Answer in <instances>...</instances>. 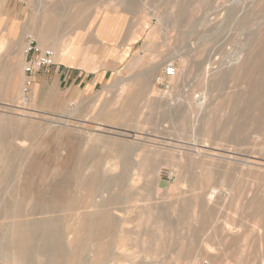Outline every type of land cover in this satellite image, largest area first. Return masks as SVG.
<instances>
[{"label": "rangeland", "instance_id": "rangeland-1", "mask_svg": "<svg viewBox=\"0 0 264 264\" xmlns=\"http://www.w3.org/2000/svg\"><path fill=\"white\" fill-rule=\"evenodd\" d=\"M34 18L61 45L23 93ZM49 220L79 264H264V0H0V264Z\"/></svg>", "mask_w": 264, "mask_h": 264}, {"label": "bare ground", "instance_id": "bare-ground-1", "mask_svg": "<svg viewBox=\"0 0 264 264\" xmlns=\"http://www.w3.org/2000/svg\"><path fill=\"white\" fill-rule=\"evenodd\" d=\"M77 16V15H76ZM87 17L88 15H84L83 17ZM77 18V17H76ZM75 18V19H76ZM50 21V19H49ZM69 23V22H67ZM45 25V24H44ZM82 25V24H81ZM42 27V26H41ZM71 27V26H70ZM41 30V29H40ZM65 30V29H64ZM59 31V30H58ZM66 31V30H65ZM42 32V31H41ZM44 32V31H43ZM59 33H61L59 31ZM64 33V31H63ZM66 33V32H65ZM44 34V33H43ZM66 35V34H65ZM36 36V35H35ZM49 38V37H48ZM40 39V38H39ZM47 39V38H46ZM49 40V39H48ZM68 44L67 42H64V45ZM66 47V46H65ZM52 48V47H51ZM65 49V48H64ZM61 54V53H60ZM68 57V56H67ZM68 59V58H67ZM260 115V114H259ZM180 116V115H179ZM178 116V117H179ZM183 119V118H182ZM235 131V130H234ZM242 132V131H241ZM112 147V146H111ZM124 149V148H123ZM73 151V150H72ZM116 151V149H115ZM120 151V150H119ZM126 153V152H125ZM13 154V153H12ZM72 155V154H71ZM123 155V154H122ZM39 164V163H37ZM38 166V165H37ZM43 171V170H42ZM77 173V172H76ZM35 174V173H34ZM44 174V173H43ZM92 177V176H90ZM117 178V177H116ZM110 179V178H109ZM108 179V180H109ZM71 180V179H70ZM98 180V179H97ZM90 181V180H89ZM102 181V180H101ZM91 183V182H90ZM89 183V184H90ZM94 184V183H93ZM91 185V184H90ZM99 185V184H98ZM105 185V184H104ZM108 186V185H107ZM95 187V186H93ZM110 187V186H109ZM103 188V187H102ZM90 190V189H89ZM98 190V189H97ZM96 190V191H97ZM108 190V187H107ZM93 191V190H91ZM100 191V190H99ZM105 191V190H104ZM109 191V190H108ZM101 192V191H100ZM62 194V193H61ZM72 194V193H71ZM98 194V193H97ZM111 194V193H110ZM68 194L65 193L64 197H67ZM101 197V196H100ZM53 199V198H52ZM115 199L114 197L111 198V200ZM45 201V200H44ZM72 201V196L70 198V202ZM116 201V200H115ZM99 202V201H98ZM101 202V201H100ZM108 202V200H107ZM67 204V203H66ZM65 204V205H66ZM115 204V202H114ZM42 205V204H41ZM64 205V204H63ZM52 206V205H51ZM34 207V206H33ZM54 207V206H53ZM259 208V207H258ZM34 211H42V213L50 212L51 209L47 210L43 207H37L35 206L33 208ZM104 208L102 209V211ZM261 211V210H259ZM93 212V211H92ZM107 213V210L105 211ZM47 219V218H46ZM82 222V228L84 227H91L95 228L96 234L101 236L105 233L111 232L112 229V223L109 221H104V217L102 213H89V214H83L81 218ZM55 220H49L46 223L44 222H32V223H26V222H20V224H16L6 235L7 241L6 245L11 251V255L14 257V259L22 261L25 264H33V257L35 255H40L45 258V261L43 264H54L53 258L59 257L66 260V264H79V257L76 253L69 254L64 246L61 243V236L63 237V234L61 232H58L54 228ZM114 222V221H112ZM226 222V221H225ZM228 226V225H227ZM46 227L47 234L43 231ZM51 227L52 230L49 228ZM71 232V231H69ZM116 232V231H115ZM114 232V233H115ZM67 234V231L64 232V235ZM112 234V233H111ZM106 235V234H105ZM110 236V235H109ZM72 241H75L74 239ZM98 242V241H97ZM75 244V242H72ZM121 245V244H120ZM118 244V247L120 246ZM95 247V246H94ZM96 248V247H95ZM70 249V248H69ZM119 250V249H118ZM108 252V251H107ZM114 252V250L112 251ZM116 252V251H115ZM114 252V253H115ZM96 251L94 252V254ZM105 253V252H104ZM118 253V252H117ZM116 253V254H117ZM115 254V255H116ZM97 255V254H96ZM94 255V257L96 256ZM103 254H101L102 256ZM107 255V254H106ZM110 255V254H109ZM113 254V256H115ZM100 256V257H101ZM97 257V256H96ZM99 257V255H98ZM97 257V258H98ZM104 257V256H102ZM94 259V258H93ZM101 258H99L100 260ZM71 260V261H70ZM104 260V259H101ZM98 261V260H97ZM84 263V262H83ZM87 263V262H86Z\"/></svg>", "mask_w": 264, "mask_h": 264}, {"label": "built area", "instance_id": "built-area-1", "mask_svg": "<svg viewBox=\"0 0 264 264\" xmlns=\"http://www.w3.org/2000/svg\"><path fill=\"white\" fill-rule=\"evenodd\" d=\"M23 40L25 54L23 93H27L33 84L34 74L42 68L54 65L55 53L51 48H39L36 38L31 33L24 34ZM164 70L167 77L175 75V66L172 62H167ZM165 174L172 176V172H165Z\"/></svg>", "mask_w": 264, "mask_h": 264}, {"label": "crops", "instance_id": "crops-1", "mask_svg": "<svg viewBox=\"0 0 264 264\" xmlns=\"http://www.w3.org/2000/svg\"><path fill=\"white\" fill-rule=\"evenodd\" d=\"M24 26L28 30L32 31L36 35L35 37H36V40H37L38 43L40 42L41 44H51L52 47H56L59 44L61 45V40L59 42L56 39H53L52 36L50 37V35H49V33H51V32L54 33V31L52 30V28H54L53 21H47L45 18H42V19L41 18L40 19L39 18H34V19H29L28 22L24 24ZM88 33L87 34L90 37V40L88 38H85L84 41H86V43H90L91 41L94 42L95 41V37L92 34H95V32H88ZM21 41H23V40L21 39ZM97 42H99V39H97ZM77 49L79 50L78 47H77ZM86 49H88V48L86 47ZM64 58L65 57H63V59ZM79 59H80L79 54L76 57H74L73 59H69L68 61H69L70 67L75 68V69H79L80 68V69H82L83 71H85L88 74L91 73V70L90 69H86L84 67V62L79 60Z\"/></svg>", "mask_w": 264, "mask_h": 264}]
</instances>
